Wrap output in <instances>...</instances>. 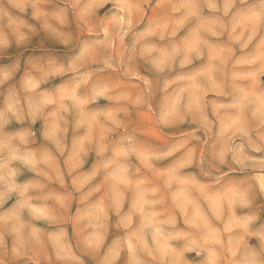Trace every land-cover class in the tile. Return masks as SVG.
<instances>
[{"label": "clouds", "instance_id": "obj_1", "mask_svg": "<svg viewBox=\"0 0 264 264\" xmlns=\"http://www.w3.org/2000/svg\"><path fill=\"white\" fill-rule=\"evenodd\" d=\"M0 264H264V0H0Z\"/></svg>", "mask_w": 264, "mask_h": 264}]
</instances>
